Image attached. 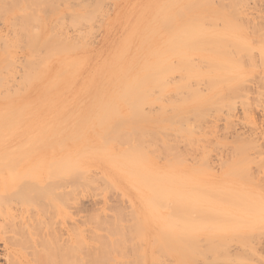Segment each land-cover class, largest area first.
<instances>
[{"label": "rangeland", "instance_id": "374dc122", "mask_svg": "<svg viewBox=\"0 0 264 264\" xmlns=\"http://www.w3.org/2000/svg\"><path fill=\"white\" fill-rule=\"evenodd\" d=\"M100 1H103L102 3L104 4L102 5ZM100 1L101 5L98 6L99 3L94 4L95 0H0V110L2 111L0 113V168H5L8 171L7 174L4 173L0 176V185L3 184V181L6 182L5 176L11 184L9 200L0 201V204L2 203L0 205V210H2L0 211V218L2 219L4 214L5 218L1 221L7 223L9 219H14L12 215H15V213L18 217H21L19 216V211L23 210L25 213L24 217H27L25 220L31 218L32 221L26 224L28 228L29 226H33L31 225L33 223L35 227H37L36 224L38 223L40 228L39 224H41L40 221L42 219L39 222L37 220L43 218L42 221L44 222H41L42 224L45 223V225L41 224L40 232L42 235L45 232L46 240L50 242L51 237L49 238V235H53L52 232L55 231L54 236H56V239L59 238L57 244L60 245L56 251L51 250L53 254L54 252L62 253L64 251L66 243H68L67 237L70 238L71 227H73L74 233L73 235L71 234L72 241L74 240L72 245L73 260L77 262L83 260L84 262H88V264H114L115 258H118L117 261H120L123 256L136 253L137 249L144 246V244L146 245L143 247L145 250H153L158 254L159 248H161L165 252L164 249L166 247L164 248L163 246L167 243L165 241L168 236H162L161 242V239L159 240L158 238L159 235L163 234L161 233L164 230L162 225L167 223L166 219L171 208V203L166 197V189L159 187L155 197L151 200L155 190H150L149 184L141 185L138 182L135 183V181L131 182L133 178H130V175L127 173L121 174L119 170L120 161L116 155L112 156L111 160L106 156L107 154L105 155L101 152H98L99 154L97 152L93 154V152L90 155L89 152L93 150L88 152V149L83 148L84 146H78V148L75 144H68L67 141L60 144L61 148L67 147L61 150L56 145L58 139L54 142L56 146L53 145L50 148L47 147L51 141L49 138H52L49 135L53 132L58 133L60 130H63L61 132L63 134H69L65 126L68 125L69 128V125L73 122L76 123L77 120L85 122L87 126L91 123L87 119V117H90V114H88L90 109L87 108V104L89 103L88 93L93 92V89L89 90L90 83H99L100 77L111 75L108 69L114 67L117 52L122 49V44L124 45L130 41L135 43L137 49L139 41L142 42L149 38L152 31L157 36L155 41V57L161 59L168 58L170 60L169 69L171 72L164 75L163 79L159 80L158 85L150 90V92L148 90L143 93L144 95L133 99L132 103L129 104L131 106H128L124 110L130 113L129 121L125 123V126L127 129H130L134 120L144 117L137 116V113H144L148 115L145 117H154L160 122L151 123L148 126L153 131L154 137L146 139L143 142V146L147 145L146 147L149 149L136 147L145 153L147 159H149L148 162L158 172L164 174L171 167L177 173L188 178L193 177L194 179H203V177H207L209 172L218 173V170L220 172L221 169L217 166V162L215 163L217 161L215 153H211L213 155L211 163L212 166L215 163V168L211 167V169H208L201 161L203 144L201 142L202 131L200 121L196 119L195 122L192 118L188 120L180 114L179 108L184 103L183 99L187 95V87L183 85L184 88L179 91H171L181 81V73L177 72V70L182 65L181 59L184 58L185 48H187L189 39V32H186L185 28L188 24H198L205 22V20L207 22L208 16L212 18L213 23H218L217 21L219 20L217 18L221 17L222 21L224 20V25L226 18H229L226 20V25L242 26L241 30L254 24H261L257 21H263L261 13H263L264 9V0ZM86 6L88 8H85ZM207 10L211 11L206 12ZM214 10L220 11L218 12V16L212 14ZM232 10L234 11L231 12ZM236 12L239 14L237 15ZM230 15L236 16L237 19H232L233 16ZM164 17L167 21L166 27L163 25ZM205 17L206 19L204 20ZM215 17H217V21H214ZM223 24L221 22L218 26H223ZM24 28H29L32 31L29 29L25 30ZM220 29L225 30L224 27ZM228 29L230 31L236 30L235 27ZM24 30L29 32L26 33ZM37 32H39L38 36H41L39 37L40 44L44 36L46 39L52 37L51 41L49 40L51 49H48L49 46H45L44 41H42L44 43L41 45L37 43L38 37V39H33L37 36ZM241 33H244L245 38L254 40L247 30L245 32L241 31ZM254 43L256 42L254 41ZM195 47L197 48L198 46L195 45ZM198 51L188 50L186 55L190 52L191 55L196 57ZM131 53L143 54L142 51L136 50ZM255 55L259 58L257 59L258 64L262 65V56L258 53ZM76 62H78L77 65L75 64ZM106 69L107 72H104L105 74H100V72ZM181 83L183 84V80ZM250 96L252 99L256 97L252 93ZM6 106L9 107L6 108ZM10 110L11 114L9 115ZM95 110L112 111L109 107ZM253 113L257 120L256 125H258L256 133L264 131V112L259 109ZM109 114L111 113L101 114L96 117L99 118ZM242 115L243 113L240 110L239 116L241 117ZM173 116H175L173 119L175 129L168 130L166 129L167 122ZM64 121H66L65 124H62ZM242 123L245 126V130L256 129L255 125L247 121H242ZM83 126L80 125L77 129ZM120 128L123 132L119 133L128 131L123 127ZM191 130L192 139L186 140L184 134L186 132L191 133ZM31 135L35 136L27 138ZM39 137H42L43 141L45 139L44 143L48 139L47 145L43 144L41 139L39 140ZM84 139L88 140L92 147L106 141L104 139L102 141L91 133H87ZM84 139L81 144L84 143ZM118 139L117 137V139H113L116 141L107 140L111 146L115 145L114 143L116 142V145L113 146L114 148L110 146L113 148L112 150L115 154L127 149V145H118L124 143L125 139L123 142ZM37 140L43 145L40 146L41 144ZM59 140L61 141V138ZM60 141H58V144ZM110 141L114 142H112L113 145ZM39 146L41 148L44 147V150L43 148L39 150ZM34 150H38L40 153H36L37 151L35 152ZM72 150L74 153H78L81 166L84 167L82 171H77V176L75 175L72 195L59 196L63 198H59L61 200L58 199L55 203H49L51 198L47 196L51 193L48 189L49 192L45 190L47 194L43 191L40 193L41 200L36 199L34 191L36 192L37 189L39 191V188H37L39 186L35 185L36 179L34 175V179L31 178L32 174L36 173L35 176L37 177L38 172L44 167L46 169H49L48 167L51 168L54 164L50 162V158L55 153L56 155H71ZM43 151H45V154ZM101 151L103 150L101 149ZM30 153L32 155H27ZM25 154L29 160L26 159ZM6 155L12 158L10 160L8 159L9 157L6 159ZM77 155L73 154V157ZM39 159L40 161H44V166L40 164L41 166L39 165V168H37L38 166L36 167V165H38ZM92 159L97 160L94 161ZM36 161L37 163H35ZM40 161L39 163H41ZM96 163L100 166L103 165L102 167L105 169H102ZM97 167H99V170ZM251 167L253 168L251 171L256 173L257 171L255 170L257 169L255 168L257 165H251ZM35 168L38 169L36 172L33 170ZM107 169H110V171ZM103 170L109 174H106ZM101 172L105 174V178L101 177L103 176ZM28 173H31L30 177H28ZM107 177L109 183L105 181ZM110 179H113L116 185L110 183ZM36 182L38 181L36 180ZM131 184L135 186V189L131 187ZM20 187L24 189V194L23 189L21 190ZM119 188L122 189L120 190ZM243 188H246L248 191L245 196L247 200L252 196L249 203L233 201L234 198L229 197L227 192L221 196L220 194L223 189L220 188L221 190L210 191L205 194L207 198L203 200L199 198L197 207L195 206L189 212L181 207L176 208V211L180 212L183 216L175 218L177 221H174V223H177V228H175L176 233L173 234L171 241L175 249H192L196 248L195 246H201L202 243L200 244L199 239L203 240V243L214 244L216 241L212 232L218 230L213 228L217 225H224L222 223L227 224L225 225L228 229L226 231L231 233L233 239V242H231L232 239L230 242H227L230 239L223 240L220 244L218 242L219 252L217 251L218 249L214 250L218 253L211 251L214 249L212 248L213 245L207 246L208 249L209 247L212 248L209 250V253L202 250L204 251V254H201L203 258L198 257V260L196 259L194 263L193 261L190 262L191 257L189 254L178 251L174 255L178 262H182V264H264V185L259 186V188H255L254 186ZM122 190L125 196L121 192ZM21 191L24 197L26 196L27 198H21L23 196L20 194ZM56 191L60 194L59 189ZM141 195L143 197L145 195L148 200L143 199ZM18 199H21L19 201L23 200V204L19 203L20 205L17 206ZM39 202L41 203L39 204ZM37 204L38 207H35ZM11 206L14 208L17 206L18 209L21 206V209L13 213L12 210L10 212ZM36 208L39 212L41 211L39 213L41 216H38L39 218H36L37 214L34 212ZM9 213L12 216L11 218ZM34 213L36 214V219L32 216ZM235 214L242 215L241 218L243 220H241V223L239 222V226H236L234 221L229 217L231 215L233 217ZM164 217L166 218L164 219ZM4 219H7V222ZM11 221H9L10 224ZM16 221L19 225L20 220ZM187 224L191 227H187ZM199 225L205 227V235L201 230L197 231ZM26 227L22 228L19 226L20 230L16 227L15 232L17 234L10 233L9 236L15 239H11L13 250L22 251L25 254L28 253L30 254L28 257L32 259V248L34 249L33 239H39V236H37L39 228L35 232L37 228L33 230L30 227L26 231ZM49 231L51 234L48 233ZM30 233L32 234L31 236L28 235V237L26 234ZM207 233L209 235H206ZM33 234L36 236L34 237ZM60 234L61 237L59 236ZM196 235H199L201 238H195ZM163 238H166V240H163ZM52 240H54L53 238L51 242H55ZM86 241L89 244L88 249L84 244ZM147 245L148 248H146ZM154 245L157 250L153 247ZM204 246L206 244L202 245L203 248ZM151 247L152 249H150ZM202 247H199V249L201 250ZM38 249L40 250L41 248L38 247ZM87 250L90 251L87 252ZM138 250L141 251L140 249ZM159 253L161 254L162 251ZM0 254L1 256L6 254L3 242H0ZM160 254L158 255L162 258L163 256H160ZM158 255L151 256H153L152 258H156ZM137 256L129 258L131 264H146V258L140 259L139 257L138 259ZM159 257L154 258L155 260L153 259L151 262L153 264H160ZM164 257H167L166 260ZM164 257L163 263L167 264L166 262L170 260L173 261L171 262L172 264H176V259L171 258V255L170 258L167 254ZM7 259L3 256L0 259V264H7L9 260ZM148 262L150 263V260Z\"/></svg>", "mask_w": 264, "mask_h": 264}, {"label": "bare ground", "instance_id": "6f19581e", "mask_svg": "<svg viewBox=\"0 0 264 264\" xmlns=\"http://www.w3.org/2000/svg\"><path fill=\"white\" fill-rule=\"evenodd\" d=\"M97 1L98 0H95V3H94L95 5L96 3H99L100 0L98 2ZM102 2L103 1H100V3ZM100 3L98 4V6L101 5ZM103 4L104 3H102V5ZM85 8H88V7L86 6ZM88 11L87 13L89 14ZM208 11H211V10H207L206 12ZM233 11L234 10H232L231 12ZM218 12L220 11L214 10L212 14L218 16L219 15ZM228 12L230 13V11ZM238 14L239 13H237V15ZM261 15H262L263 21L261 20L257 21V22H260L261 24L253 23L254 25L243 28L242 30H241L242 26L236 27L234 25L229 26L227 24L228 25L227 27L226 20H228L229 18L228 19L226 18L225 25H224L223 24L224 20L222 21L221 17L220 18L215 17L214 21H217L216 18L219 21H217L218 23L216 22L213 23L212 18H210L209 16L208 17L206 16L208 18L207 22L205 20L206 19L205 17L204 18L205 22H200L198 24L197 23L188 24L187 27L185 28V31L189 32L188 33L189 39L187 42V48H185V55L183 56L184 58L181 59L182 65L180 69L177 70V72L181 73V81L176 85L177 87L171 91L176 92L184 88V86L187 87L186 89L187 95L183 99L184 103H182V105L179 108L180 114L182 117H185L188 120L192 118L195 122H196V119L200 121L201 123L200 127L202 131L201 132V142L203 144L202 150L204 154V155L202 154V160L201 159L200 160L202 161L203 165H205L208 169L209 168L211 169V167L215 168V163L217 162V166H219V169H221L220 172L219 170H218V173L209 172L207 177H203V179H199V178L194 179L193 177L188 178L186 176H183L177 173V171L171 167H169V170L164 174L161 172H158L156 168L148 162L149 159H147L145 153L140 148H136V147H142L144 149L148 148L146 147L147 145L143 146L144 145L143 142H145L146 139H150L154 137L153 131L150 128H148V126L151 123H160V122H158V120L155 119L154 117H145L148 115L144 113H141V114L137 113V116H144V117L134 120L130 129H127L125 126V123L129 121L130 113L129 112L127 113L124 110L128 106H131L129 104L132 103L133 99L137 98L140 95H144L143 93L148 90H149L148 92H150V90H152L158 85L159 80L163 79L164 75L171 72L169 69L170 60L168 58L161 59V58L155 57V54H154L155 41L157 39V36L155 35V33H152V31L150 33L149 38H147L146 40H143L142 42L139 41V45L137 49H136L135 43L133 42L128 41L124 45L122 44L123 46L122 49L117 52L114 67L108 69V72L111 75L100 77L99 83H96V84L90 83L89 90L93 89V92L88 93L89 103L87 104L88 106L87 108L90 109L88 111V114H90V117H87V119L91 121V123H89L88 126L85 125V122L77 120L76 123L71 122L72 124L69 125V128H68V125L65 126L67 127L69 134L61 133L63 130H60L58 133H55L52 131L53 133L49 135V136H52V138L51 137L49 138V140L51 141L48 143V145H47L48 139L46 143H44L45 139L43 141L42 137L41 138L39 137V140L41 139L43 144H46L47 147H50V148L51 146L55 145L54 142L56 141V139L60 141L59 138H61V141H60L61 143L59 142L58 144V141L56 143L58 147H60V144H62V142L67 141L68 144L72 143V144H75L77 147L84 146L83 148H86V150L88 149L87 150L88 152L93 150L92 152H89L90 155L93 152H94L93 154H96V152L97 153L101 152L105 155L107 154L106 156L110 158L109 160H111L112 156L116 155L117 159H119L120 161L119 170L121 171V174L127 173L130 175L129 176L130 178H133L131 179V182L135 181V183L138 182V184H141V185L149 184L150 190L152 191L153 189L155 190V193L152 194L151 200L155 197L157 189L159 187L166 189V197L171 203V208H170V212L166 219L167 223L162 225V227H164L163 231L165 232L161 231V233L163 234L159 235V238L157 237L159 240L161 239L160 240L161 242L162 236L164 235L168 236L166 237L167 240L166 238H163V240H166L165 242L167 243L164 244L163 246L164 248L166 247L164 249L165 252L163 251V249L159 248L160 249L159 252L162 251L161 254L158 252L160 256L164 257L167 254L169 255V258H170V255L172 256L171 258H175L174 255H176L178 251H181L183 253L189 254L191 257L190 262L193 261L194 263L196 262L195 261L196 259L198 260V257L203 256L201 254H204L203 253L204 251L206 253L207 252L209 253V250L214 248L211 251L218 249L217 251L219 252L218 247L221 241L223 240L226 241L227 239L228 240L230 239L229 241H227V242H230L232 239L231 233L226 231L228 230L227 227L225 226L227 224L222 223L224 225H217L213 228V229L218 230V231L212 232L213 237L216 241L214 244L209 245L207 243H203L204 241L202 240L203 241L202 242L199 239L201 237H199V235H196L195 238L199 239L200 244L202 243L201 246L198 245V246H195L196 248H192V249H175L173 242L171 241L173 234L176 233L175 228H177V223H174V221H177L175 220V218L183 216L180 212L176 211L177 207H181L185 211L189 212L190 210L194 209L195 206L197 207L198 205L197 201H199L201 198H202L201 200H203L204 198H207V196L205 197V194L209 193L210 191H217L221 189H223L220 194L221 196L222 194L224 193L226 194L227 192L229 197L234 198L233 201H242L243 203L244 202L249 203L251 202L252 196H250L249 200H247L245 196L247 195L248 191L246 190V188H243V187H253L254 186L255 188H259V186L264 185V170H263L264 169L263 168L264 167V156H263L264 155V140H263L264 131L256 133L258 125H256L257 120L255 118V114L253 113L255 110H259V109L264 112V101H263L264 99V66H263L264 9ZM230 16L234 17V15H230ZM233 17L232 19H235V20L237 19L236 16L234 18ZM163 19H164L163 25L164 27H166L167 26L166 18L164 17ZM221 22L223 24V26L222 25L221 26L224 27L225 30L220 29L222 27L218 26V24ZM230 27H235L236 30L230 31L228 29ZM28 29L29 28L25 30H28ZM246 30L248 33L252 35L254 40L245 38L244 33H241V31L245 32ZM38 33L39 32L36 33L37 36L34 35L35 37L33 39L37 37L38 38L41 37V36H38ZM44 38L46 39L45 36ZM44 38L43 40L41 38V40L44 41L45 43L41 41V44L44 43L45 46L47 47L49 46L48 49H51L50 47L51 45L49 44H50L52 37L46 40ZM161 40L165 42L164 39L161 38ZM254 41L256 43H254ZM37 43L40 44V38L38 39ZM195 45H197L198 47L196 48ZM47 47H45V49H47ZM62 50H65V49H62ZM134 50L142 51L143 54H139V55L137 53L132 54L131 52ZM188 50L190 51L199 50L198 55L194 57L193 55L190 54V52L188 55H186ZM256 53L262 56L263 58L262 65L258 64L257 59L259 58L255 55ZM75 64L77 65L78 62H76ZM104 72H107V69L103 70V72H100V74ZM182 80H183V84L181 83ZM251 93L253 95L255 94L256 97L252 99V97L250 96ZM7 107L9 106H6V108ZM107 107L111 108L112 111L95 110V109H105ZM240 110L243 113L241 117L239 116ZM1 112L2 111L0 110V113ZM107 113H111V114L105 115L99 118L96 117L98 115L107 114ZM10 114H11V110H10L9 115ZM174 118L175 116L169 119V122H167L166 129L168 130L175 129L174 122H173ZM242 121H247L248 123L255 125L256 129L255 130L253 129L245 130V126L242 123ZM65 122L66 121H64L62 124H65ZM80 125H84V126L82 128L79 127L80 129H77V127ZM119 126L127 129L128 131L125 133H119V132H123V130ZM86 127L88 128L85 129ZM47 129L45 130L47 131ZM87 133L94 134L95 136L99 137L102 141L103 139L106 141L105 143L103 141L100 144H98V146L95 145L92 147L90 142L84 139ZM179 133L181 132L179 131ZM32 136L33 135L28 136L27 138L32 137ZM117 137L119 138L118 140L120 141L122 140L121 142H123V140L125 139L124 143L122 144L117 143V144L124 145V146L127 145L126 147L127 149H124L118 152L117 154H115L113 153L114 151L112 149L114 148L113 146L116 145V142L114 143L113 141H116V140H113V139L114 138L117 139ZM184 137L186 140H191L192 130H191V133L186 132L184 134ZM127 138L128 140L126 141ZM83 139H84V143L81 144ZM39 140H37L38 143H39ZM107 140H113L110 142L111 143L113 142L115 145H113L112 143L113 146H111V144H109V141ZM43 144H41L40 146H42ZM40 146H39V150L42 148L44 150V147H46L45 145L42 148ZM110 146L113 148H111ZM50 148H48V150H50ZM64 148L66 149L67 147L64 146ZM64 148H61V150ZM92 148H95V149H92ZM101 149L103 151H101ZM52 150L54 151L53 147H52ZM36 151H35L36 153H40L38 152V150ZM44 152L45 151H43V153ZM83 152H86V151H83ZM31 153L27 155H32L33 153L32 154ZM211 153L212 154L215 153V157L217 160L215 161V163H213L214 166H212V163H211V159L213 157ZM73 154L77 155L78 153L77 154L74 153L73 150H72L71 155L70 154H66V155L57 154L56 155L55 153V155L54 156L51 155L52 157L50 158V162L54 164L52 165L51 168L50 167H48L49 169H46L45 167L43 169L40 168L41 170L38 172L39 174L37 177L35 176L36 173L32 174L31 178H33V175H34V178L38 181L36 182L35 180V183H36L35 185L39 186L37 187L39 188V191H37L38 190L37 188H36L37 190L35 189L36 192L34 191L36 199L41 200L40 193L43 191L45 194H47L45 190L48 191V189L51 193V194H48L49 196H47L51 198L49 203L57 202L58 199L61 198L59 196L72 195L73 186H74L73 185L74 178L77 176L76 173L78 170L82 171L84 168L81 166L79 155H77L76 157H73ZM27 155L25 154L26 159H27ZM6 156L5 158L7 159L9 156L7 157ZM106 156L105 158H107ZM10 158L12 157H9L8 159L10 160ZM42 158L44 157L42 156ZM91 158H89V160H91ZM40 159H41V156H40ZM40 159L38 160V163L37 161L35 162L38 164L36 165V167L38 166L37 168H39L40 164L44 166L43 164L44 161L43 160L40 161ZM92 160L95 161L97 159H92ZM39 161L41 163H39ZM255 164L257 165V167L255 168L257 169L255 170L258 172V173L256 172L257 174L251 171L253 170L251 165H255ZM96 165H99V164L96 163ZM37 168L33 170H35L36 172L38 170ZM98 168L99 167H97V169ZM103 168L104 167H102V169ZM102 169L100 170L102 171ZM107 170L110 171V169H107ZM103 171L106 174H109L105 170ZM4 173L7 174L8 171H6L5 168H2V169L0 168V176L3 175ZM25 174H27V172H25ZM30 174L31 173H28V177L31 176ZM104 176L105 174H103V176L101 177L105 178ZM4 179H6V182L3 181V184L0 185V201L2 200V202H4L3 200H6V199L9 200V196H10L9 189H11V184L8 178H6L5 176ZM107 180H109L108 177L106 178L105 181ZM110 183L112 184L114 183L116 185L113 179H110ZM133 184H131L132 186L131 185L130 186L134 187L135 189V186H133ZM40 188H44V189H40ZM20 189L22 190L23 188L20 187ZM58 189H59L60 194L56 191ZM119 189L121 190L122 188H119ZM121 192L123 193L124 191L122 190ZM20 194H22V191ZM23 194H24V189H23ZM22 197L27 198L26 196L24 197V195L21 196V198ZM141 197L145 200L147 199L145 195L144 197L143 195H141ZM19 200L21 199H18L17 206L20 205L19 203L23 204V200L22 201H19ZM35 202L37 201L35 200ZM40 203L41 202H39V204ZM17 206L15 208L11 206L12 208L10 209V212L11 210L13 213H15V211L17 210L19 211V209H21V206L19 207V209L17 208ZM35 207H38V204L35 205ZM36 211L34 210V212L37 214L36 216L37 218L40 215L39 213L41 211L39 212L37 208H36ZM19 212H20L19 216L21 217H18L16 213L15 215H12L14 216V219H13L14 221L6 217L7 219H9V221L12 220L11 224L9 221H8L9 222L8 224L7 219H4L7 223H5L4 221H1L3 218H5L4 214H3V218L2 219L0 218V242H3L5 250H6V254H4L3 256L6 259L7 258L9 259V260L7 259L8 260L7 264H88V262H84L83 260H79V262H77L72 259V256H73L72 245L74 242V240L72 241V235L74 233L73 232L74 229L73 227H71V225H70L71 227L70 238L67 237L68 243H66L67 245L65 244L66 247L64 248V251H62V253H57V252H54V254L52 253L51 250L56 251L57 247H59L60 245V244L59 245L57 244L59 241V238H57L58 239L57 240L56 236H54V232H55L54 230H52L54 232L51 231L53 235L51 236L49 234L48 235H49V238L50 237L51 239L53 238L54 240L52 241H55L56 243L51 242V239H50V242L47 241L45 232L42 235V233L40 232V229H41V224L44 221H42L43 218H39L41 215L38 217L39 220H37V222H39L42 219L41 220L42 222L40 221L41 224H39L40 228L37 222H36L37 224L35 223L37 227L34 226V223L31 224L34 226V228H37L35 229V232L39 228V232L37 234V236H39V239L37 240L33 239L34 241L32 240L34 249L32 248L33 252L31 254V257L33 256V258L30 259L28 257L30 254L28 253L25 254L22 251H17L15 249L13 250L11 239L13 240L15 239L11 238L9 234L10 233L17 234L15 232L16 227L19 228L20 226L22 228L23 227L25 228L28 222L30 223L32 222L31 218L29 217H28L29 221L25 220L27 217L26 218L24 217L25 213L23 210L22 211L20 210ZM242 212H247V211H242ZM35 213L34 215H32L33 218H35V215H36ZM138 214L142 215L140 213ZM12 216L10 215V218ZM229 217L234 221V224H236V226H239V224L242 222L241 220H243V218H241L242 215H239V214H235L233 215V217L231 215ZM165 218L166 217H164V219ZM18 219L20 220L19 225H18V222L16 221ZM43 224L45 225V223ZM33 226H29V228L31 227L32 229ZM187 227H191V226L187 224ZM27 228L28 226L26 227V231H27ZM20 229L21 228H19V230ZM19 230L17 231L19 232ZM198 230H201L202 232H204L205 227L203 225H199L197 227V231ZM32 233L26 234V235L31 236ZM48 233H50V231ZM35 234H33L34 237L36 236ZM203 234L205 235V232ZM206 235H209V233H207ZM59 236L61 237V234ZM156 239H155V242H156ZM231 242H233V239ZM87 243L88 242L86 241V243L84 244L85 246H87V249H88L89 244ZM203 244L204 245L206 244L204 248L202 247ZM215 244L217 248L216 246L214 247ZM212 245L213 247L212 248L209 247L208 249L207 246H212ZM145 246L146 245L144 244V246H142L141 248L144 249L143 247ZM38 247H40L41 249L39 250ZM62 247H63V244H62ZM153 247H155V245ZM199 247H202L201 250L199 249ZM205 247L207 248L208 251L205 250L206 249ZM141 248H138L141 251L137 249L136 253H132L128 256H123V258H121L120 261H117L118 258H115L114 264H131V262L129 261V258L132 256H136V255H138L137 256L138 259L139 257L140 259H142L143 257L146 258L145 259L146 264L149 263L148 262L149 260H150V263H152L151 260L155 258V257L154 258L152 257L155 256V254L156 255L158 254L155 253V251L153 250L148 251L144 249V251H142ZM146 248H148V245ZM150 249H152V247ZM155 249L157 250L156 247ZM88 251L90 250H87V252ZM217 251H214V252H217ZM164 253L166 254L164 255ZM210 254H213V253H210ZM3 256H1L0 254V259H2ZM158 257L156 256V258ZM163 257L162 258L159 257V259L161 260V261L159 260L160 264L161 263L165 264L162 262V260L164 258L166 260L168 256L164 258ZM169 261H167L166 263L172 264L171 262L173 261H170V263ZM176 264H182V262H178V260L176 259Z\"/></svg>", "mask_w": 264, "mask_h": 264}]
</instances>
